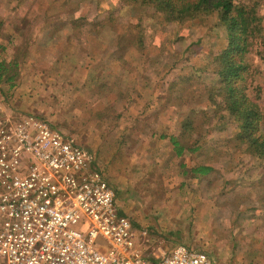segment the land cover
<instances>
[{
  "label": "rangeland",
  "instance_id": "obj_1",
  "mask_svg": "<svg viewBox=\"0 0 264 264\" xmlns=\"http://www.w3.org/2000/svg\"><path fill=\"white\" fill-rule=\"evenodd\" d=\"M67 1L0 0V62L9 64L5 78L14 76L0 83L5 115L38 116L92 151L119 212L155 247L182 244L217 264H264V160L209 99L222 102L215 58L227 35L216 12L166 25L120 0ZM235 1L257 4L262 33L249 37L245 93L262 112L264 135V0ZM117 4L116 19L102 27L97 21ZM69 16L89 23L72 27ZM140 32L143 51L128 46ZM187 116L196 130L183 142L199 149L179 157L170 138L181 135ZM203 164L214 172L189 173Z\"/></svg>",
  "mask_w": 264,
  "mask_h": 264
},
{
  "label": "built area",
  "instance_id": "obj_2",
  "mask_svg": "<svg viewBox=\"0 0 264 264\" xmlns=\"http://www.w3.org/2000/svg\"><path fill=\"white\" fill-rule=\"evenodd\" d=\"M0 99V264H217L179 244L155 247L119 212L95 155Z\"/></svg>",
  "mask_w": 264,
  "mask_h": 264
},
{
  "label": "trees",
  "instance_id": "obj_3",
  "mask_svg": "<svg viewBox=\"0 0 264 264\" xmlns=\"http://www.w3.org/2000/svg\"><path fill=\"white\" fill-rule=\"evenodd\" d=\"M120 3H125L132 9L141 10L142 16H146L145 14L151 11V18L155 19L160 16L161 23L166 25L173 23L183 24L210 14L213 15L216 12L219 22L225 28L227 35L226 46L215 58L218 63L217 74L222 85L219 88L222 90L221 93L217 92L215 95L220 97L222 102H218L214 97L209 99L213 102L216 109L224 110L231 119L239 124L240 130L237 134V139L246 146L247 151L264 160V135L260 132L259 127L260 121L263 119L262 112L257 104L252 102L245 93L247 89L245 86L246 75L249 72L246 58L252 46L249 37H257L258 34L262 33L260 18L257 16L255 8L257 4L253 8H249L248 5L236 4L235 0H120ZM67 4L72 5L71 1L65 0L63 5ZM118 5L120 4L107 10L104 20L97 21L102 27L108 26L109 22L116 19V9L118 11L121 10ZM56 21L58 22V20ZM88 21L89 19L86 16H69L65 18L66 24L72 27L89 23ZM135 28L139 31L143 30L138 25L133 29ZM123 37L117 35L115 38V54L121 55L123 53ZM261 37L264 46V36L261 35ZM144 38V32H140L136 38L128 41V46L143 51ZM8 66L9 64L0 62V83L14 80V76L5 78L10 73ZM193 118L187 116L183 122L181 135L170 138L176 156H183L187 150L195 152L199 149L191 148L183 142L187 132L196 130V122H194ZM212 172H214V167L204 164L189 171L195 178L210 175Z\"/></svg>",
  "mask_w": 264,
  "mask_h": 264
}]
</instances>
